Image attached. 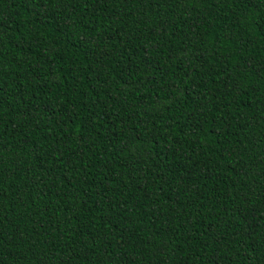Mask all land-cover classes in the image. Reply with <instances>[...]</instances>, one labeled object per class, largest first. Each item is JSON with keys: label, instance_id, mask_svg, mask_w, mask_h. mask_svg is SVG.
Instances as JSON below:
<instances>
[{"label": "trees", "instance_id": "trees-1", "mask_svg": "<svg viewBox=\"0 0 264 264\" xmlns=\"http://www.w3.org/2000/svg\"><path fill=\"white\" fill-rule=\"evenodd\" d=\"M0 264H264V0H0Z\"/></svg>", "mask_w": 264, "mask_h": 264}]
</instances>
